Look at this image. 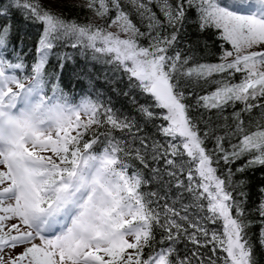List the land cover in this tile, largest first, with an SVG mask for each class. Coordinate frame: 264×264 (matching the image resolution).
Returning <instances> with one entry per match:
<instances>
[{
    "label": "snow or ice",
    "instance_id": "snow-or-ice-1",
    "mask_svg": "<svg viewBox=\"0 0 264 264\" xmlns=\"http://www.w3.org/2000/svg\"><path fill=\"white\" fill-rule=\"evenodd\" d=\"M0 264H264V0H0Z\"/></svg>",
    "mask_w": 264,
    "mask_h": 264
},
{
    "label": "trees",
    "instance_id": "trees-1",
    "mask_svg": "<svg viewBox=\"0 0 264 264\" xmlns=\"http://www.w3.org/2000/svg\"><path fill=\"white\" fill-rule=\"evenodd\" d=\"M71 2H73V0H64L65 5H67L68 3H71ZM76 2H79V0H76ZM44 3L48 4L49 0H44ZM51 7H53L57 11H63L64 13H66L68 18H71V17L83 18L86 15H90V13H85L83 11L76 9V8H69L67 6L60 8L58 5L52 4ZM13 23L16 26V28L18 29V32L14 35L13 43H17L20 35H23L25 37L24 38V53H26L25 62L28 64H31L33 62L34 56H35V42H36V39L38 36V31H37L38 26H34L31 24H25L23 22L22 18L19 16V14H17L14 17ZM208 36H209V34H205V38H208ZM189 39H195V33H193V36L190 37ZM209 43L212 45L210 51L211 52H217L218 48L215 46L214 42L211 39H209ZM29 49H31V51H29ZM62 50L68 51V52L73 51V49H71V48L62 49ZM200 53H201V55H204V50L202 48L200 49ZM205 58L209 61H214V59H215V57L212 55H207ZM77 59H78V64L83 63L82 60H80L79 58H77ZM55 65H56V60H55V58H52L50 60L49 66H48L49 70H51ZM102 70L103 69L101 66H99V65L96 66V71L98 73L102 72ZM238 78L239 77H237V79ZM66 79H67V74H65V80ZM100 84H101V87H104L105 90L108 91V94L110 96H112V99H113L115 106L117 108L123 107L125 111L131 110L130 105L128 104L126 97H124L122 95L117 97L110 90H108L106 86L103 85L102 81L100 82ZM117 87L121 88L122 90L125 89L126 82L118 83ZM76 91L79 92L80 89L77 88ZM141 102H143V99H141ZM254 199H255V191L253 190V200ZM251 231L253 233H255L258 231V229L253 228V229H251ZM181 247H183V246L181 245Z\"/></svg>",
    "mask_w": 264,
    "mask_h": 264
}]
</instances>
